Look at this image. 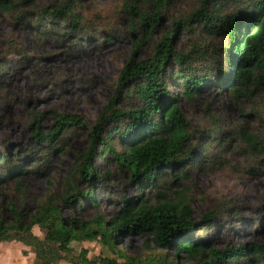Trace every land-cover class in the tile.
Segmentation results:
<instances>
[{"label":"rangeland","instance_id":"374dc122","mask_svg":"<svg viewBox=\"0 0 264 264\" xmlns=\"http://www.w3.org/2000/svg\"><path fill=\"white\" fill-rule=\"evenodd\" d=\"M62 2L27 0L10 13L0 11V156L6 155L9 166L44 170L52 184L48 188L38 176L23 175L24 206L31 211L46 194L63 191L64 180L78 153L88 147L91 128L108 101L118 95L116 82L134 43L144 37L142 27L123 12L122 0H81L76 4L80 15L76 28L52 26L43 13L51 12ZM197 3L171 0L161 14L160 26L141 47L137 59H148L162 36L173 30L174 22L187 18ZM226 46V37L205 35L193 21L176 34V51L186 55L193 56L192 52L200 48L208 53L216 51L221 57ZM195 54L193 66L213 73L214 61H202ZM252 91V97L245 93L235 98L228 90L213 86L193 101L181 98L180 108L189 122L190 133L197 139L194 144L207 143L203 146L205 152L177 185L163 173L152 188L142 193L143 198L155 202L157 193L175 199V192L183 191L190 202L192 219L198 223L204 215L214 212L212 224L205 223L208 228L203 225L196 235L210 240L216 249L264 241V168L239 139L241 129L254 135L264 133V89L256 87ZM118 102L123 108L129 107L121 94ZM57 114L76 115L83 125L64 133L55 144L39 146L33 129L43 135L51 132ZM96 165L100 174H109L99 180L95 190L97 208L108 219L124 198L138 196V189L129 174L118 170L107 156H98ZM0 167L5 165L0 162ZM12 188L3 192L15 200ZM76 213L82 219L96 215L92 207H83ZM33 233L44 237L37 227ZM145 243L153 245L150 238L131 234L115 241L116 248L132 256H141ZM83 248L94 264L99 263L100 257H114L99 240L92 239L72 243L70 253L78 255ZM168 254L172 255V251ZM179 258L184 260L183 256ZM0 264L36 262L30 248L17 242H2Z\"/></svg>","mask_w":264,"mask_h":264},{"label":"trees","instance_id":"16d2710c","mask_svg":"<svg viewBox=\"0 0 264 264\" xmlns=\"http://www.w3.org/2000/svg\"><path fill=\"white\" fill-rule=\"evenodd\" d=\"M25 1L0 0V11L10 13ZM80 1L63 0L43 15L52 26L76 28L80 23L76 4ZM122 1L123 12L142 27L144 37L134 43L116 82L118 95L108 101L91 128L88 147L78 153L64 180L63 191L46 194L36 202L34 210H28L24 206L23 175L32 173L50 188L47 172L38 167L9 166L6 155L0 156L5 165L0 167V243L17 242L30 248L36 264H94L84 248L78 255L70 253L72 243L88 239L99 240L114 255L100 257L98 264H264V241L216 249L210 240L197 236L200 227L212 224L215 214L211 211L195 222L183 191L175 192V199L157 193L155 202L142 197L144 190L152 188L163 173L177 185L205 152V142L194 144L197 139L190 133L189 122L180 108L181 98L193 101L213 86L228 90L235 98L245 93L252 97L256 87L264 89V0H197L196 9L184 20L175 21L173 30L162 36L152 55L144 60L137 59L138 52L160 26L161 14L171 0ZM191 21L205 35L226 37L227 46L221 57L216 51L208 53L197 47L193 56L176 51V34L186 30ZM194 54L202 61H214L213 73L195 68ZM169 87L177 91L174 93ZM120 94L129 107H121ZM261 104L264 113V93ZM82 125L76 115L57 114L51 132L43 135L33 129V137L39 146L55 144L64 133ZM239 136L245 149L264 168V133L254 135L241 129ZM101 155L110 158L118 170L127 172L138 189V196L124 198L108 219L97 208L95 199L99 180L109 175L99 173L96 158ZM10 186L15 200L3 192ZM83 207L95 209V217L80 218L76 212ZM35 227L44 232V237L33 233ZM205 228L208 227L204 225ZM129 234L150 238L153 245L145 243L141 256L116 248L115 241Z\"/></svg>","mask_w":264,"mask_h":264}]
</instances>
